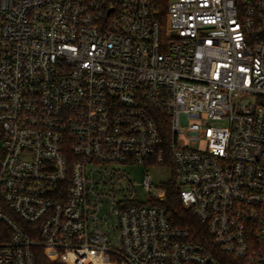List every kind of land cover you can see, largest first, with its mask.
I'll list each match as a JSON object with an SVG mask.
<instances>
[{
  "label": "built area",
  "instance_id": "2783aa9c",
  "mask_svg": "<svg viewBox=\"0 0 264 264\" xmlns=\"http://www.w3.org/2000/svg\"><path fill=\"white\" fill-rule=\"evenodd\" d=\"M149 162L174 168L203 231L152 204L164 189L125 196L116 166ZM38 247L264 264V0H0V264Z\"/></svg>",
  "mask_w": 264,
  "mask_h": 264
},
{
  "label": "rangeland",
  "instance_id": "374dc122",
  "mask_svg": "<svg viewBox=\"0 0 264 264\" xmlns=\"http://www.w3.org/2000/svg\"><path fill=\"white\" fill-rule=\"evenodd\" d=\"M116 167L122 171L120 186L125 190L131 188V191L124 193L125 196L131 197L133 200L144 205H149L153 197H156L164 189V184L173 177L174 171V168L168 163L157 164L149 162L146 164L118 165ZM125 175L127 177H124ZM146 176L151 178L149 191L143 185ZM117 197H121V194H118ZM104 205L106 208H109L110 203L104 199Z\"/></svg>",
  "mask_w": 264,
  "mask_h": 264
},
{
  "label": "trees",
  "instance_id": "16d2710c",
  "mask_svg": "<svg viewBox=\"0 0 264 264\" xmlns=\"http://www.w3.org/2000/svg\"><path fill=\"white\" fill-rule=\"evenodd\" d=\"M153 2L161 13L165 15L170 0H153ZM164 190V200L161 202L153 200L152 204L164 206L167 209L169 219L173 225L188 228L193 232L203 231V225L195 218L191 211L185 209L181 203L179 196L180 188L177 183L175 171H173V177L164 184ZM35 262L36 264H53L46 258L43 248L41 247L35 249Z\"/></svg>",
  "mask_w": 264,
  "mask_h": 264
}]
</instances>
